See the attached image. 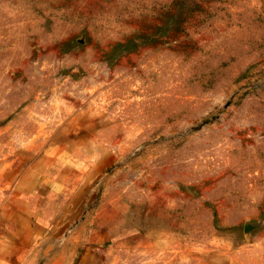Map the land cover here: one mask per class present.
<instances>
[{"label": "rangeland", "instance_id": "rangeland-1", "mask_svg": "<svg viewBox=\"0 0 264 264\" xmlns=\"http://www.w3.org/2000/svg\"><path fill=\"white\" fill-rule=\"evenodd\" d=\"M42 167L25 263L264 264V6L0 0L1 207Z\"/></svg>", "mask_w": 264, "mask_h": 264}, {"label": "crops", "instance_id": "crops-1", "mask_svg": "<svg viewBox=\"0 0 264 264\" xmlns=\"http://www.w3.org/2000/svg\"><path fill=\"white\" fill-rule=\"evenodd\" d=\"M258 1L264 6V0ZM51 171L42 167L32 176H28L29 170L26 171L25 182L16 186L10 206L1 207L0 203V264H30L17 255L32 250L35 242L46 236L47 230L37 222L45 221L47 193L59 182L60 174L54 176ZM83 263L97 264L93 250L86 252Z\"/></svg>", "mask_w": 264, "mask_h": 264}]
</instances>
